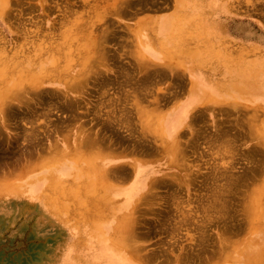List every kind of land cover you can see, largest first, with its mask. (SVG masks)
<instances>
[{
	"label": "rangeland",
	"instance_id": "obj_1",
	"mask_svg": "<svg viewBox=\"0 0 264 264\" xmlns=\"http://www.w3.org/2000/svg\"><path fill=\"white\" fill-rule=\"evenodd\" d=\"M214 4L212 19H223L215 48L254 59L250 50L259 47L260 55L264 0ZM177 11L176 0H0V264H93L127 213L134 221L113 249L130 264H264V233L250 259L246 248L264 231V96L215 94L176 122L195 84L222 90L229 82L211 55L197 56L204 70L183 69L180 60L204 36L195 26L191 42L168 53L164 44L174 40L163 21ZM173 61L178 68L167 65ZM39 67L49 71L32 85L25 78ZM24 87L37 91L32 104L19 101ZM161 123L171 125L166 136L177 137L183 155L163 154ZM106 161L125 177L113 184L93 177ZM52 171L64 183L55 203L43 199L52 189L27 194ZM143 175L154 176L151 186L131 198L117 193L135 189ZM76 176L101 182L87 193ZM111 185L117 201L100 203Z\"/></svg>",
	"mask_w": 264,
	"mask_h": 264
},
{
	"label": "bare ground",
	"instance_id": "obj_2",
	"mask_svg": "<svg viewBox=\"0 0 264 264\" xmlns=\"http://www.w3.org/2000/svg\"><path fill=\"white\" fill-rule=\"evenodd\" d=\"M176 7L178 8L177 15L176 16L173 15L172 17L171 16L166 17V18H164V21H163V24L165 26L169 27L171 30L170 31L171 38H172V41L174 40L171 45L175 46V48L170 47L171 45L167 44V42H166L164 44V46L167 48L168 53H170V54L175 53L176 54L175 50L181 49L184 46L183 44L186 43V45H187L189 42H191L190 39L192 38V34L188 28L195 26L194 28L197 29V32L199 31V33H202L204 36L202 37L201 44L196 48L195 51H194L193 47H190V54H189L190 57L187 59V62H189V64H187V62H185L186 60L184 62L180 60V62L182 63L181 65L184 67L183 69H189L191 72H195L198 70L199 71L204 70L205 65H203L201 63L200 64L195 63V61L198 60L197 56H200V54L203 56L211 55V58L212 57L218 58V61H216V63L214 62L213 65L218 67L219 70L226 71L227 78H229V82L227 84L223 85L225 87L219 88L222 90H218L216 87L217 85L215 83L214 84L213 83H208V84L202 83V84H198V85L195 84V87L193 89H191L192 91L190 93L189 100L186 102V104L184 106H182L181 110H178L177 112H175L174 116L177 117L176 122H178L180 119H182L183 115H187L190 112V110L192 108H194L198 103L205 102V101L207 102L209 100H212V98L215 99V98H217L216 95L219 98L220 96L232 95L230 93L233 92L234 94L244 95L245 97H249V98H256L257 96H259V97L264 96V84H263V82H264V51L261 52V54L259 55L257 52V49H260V48L259 47H253L250 51L252 53L255 52L256 57H254V59H252L248 55H246V53L243 54L242 56H239V57H236V56L232 57V56H230L231 53L227 51L230 49L226 48L227 50H225L224 49L225 47H219L218 49L215 48L214 42L217 41V39H214V38L216 35L219 36V34L221 33L219 31L220 27L218 24H220V22H223L222 21L223 19H222V17H221V19H219L220 17L215 18V19H217L216 21H214L212 19L213 18L212 17L213 16V10L217 7V5L214 4V0H211V4H209L207 6L203 0H176ZM221 7H223V6L221 5ZM195 13L198 14L197 16H200V19H197V16H195ZM247 35L251 36V33L248 32ZM54 50L58 51L59 49L55 48ZM54 52H56V51H54ZM222 54H225L226 57H224ZM50 59H51L52 65H53V69H55L54 65H57L58 60H56V59H58V57H53ZM167 65L170 68L174 69V68H178L177 65H180V64L179 63L177 64L173 61V62L167 63ZM216 67H214V68L216 69ZM39 69H40V71L34 73V75L31 74L29 76V74L27 73V77L25 79L30 78L28 81L30 84L38 85L40 83V77H41V76H39L40 72L41 71L42 72L49 71L48 69H45L44 67H39L38 70ZM30 70L33 71V69H29V71ZM90 71H92V70H90ZM90 71H88L87 73H82L83 78L85 77L84 78L85 81H88V79L90 81V79L92 77V76H90ZM94 71L97 73L98 76L100 75L99 71H97V70H94ZM256 71H258V72L255 73ZM56 78H60V77L59 76H50L49 80L51 82H56L55 81ZM260 78L262 79V84H258V83H260ZM77 83L78 84H74V82H71L68 85L69 90L73 89V87L74 88H81L82 87L83 84L81 83V80ZM29 89H31V87H24L23 91L21 90L22 92H20L19 96H18L19 101H23V99H21V97L23 96V97H25L24 99H26L25 101L26 102L28 101V104H32L31 96L36 95L37 91L36 90H29ZM39 96H41V99H43L42 94H40ZM141 110L144 111L145 106L143 108H141ZM254 119H255V117H253L252 120H250L248 123L251 129H253V127L255 126ZM173 124H175V122H173ZM166 125L168 128L167 130H169L171 132L172 131L171 125H168V123H166ZM144 127L149 128V126H147V127L144 126ZM112 128H113V126H112ZM145 128L143 130L142 129L141 130L145 131ZM165 128L166 127H163V124L159 128V130L161 131V135H160L161 137L160 138L162 139V141H165L162 143V145L164 146L163 154H168L170 159L172 157H178L180 155V153H181V155H183L182 154L183 152L179 151L180 152L179 153L177 151V147L178 146L180 147L179 140L175 136L172 138H168L166 136L167 130H165ZM216 131L219 135L220 131L218 129ZM83 141L86 142L85 139ZM89 141H91V140H89ZM180 150H181V148H180ZM148 153H149V151H148ZM144 158H146V157H144ZM88 160L90 162H95L92 158H89ZM88 166H89V164L87 165V167ZM93 166H95V165H93ZM103 168L104 169H102V170H99L96 168L97 171L94 170L92 172L93 177L96 176L100 180H101V177H104L108 181H111L113 178H115L116 180L114 179L111 181L112 184L116 181L118 182V179H123L125 177L122 166L119 167L118 165H108L107 161H106ZM143 169H147V168H143ZM55 170L58 171L59 169L57 168ZM63 170H65V168H62V171ZM54 171L50 172V175H47V178H43L40 180H34L35 182L32 183L33 186H29V190L27 191V194H32V193L37 192L38 190H43L45 188L46 189H52V190H54V192L52 194L46 195V196H44V198L43 197L42 198L45 199L46 204L55 203L56 198L54 197V193L59 192V191L62 192L63 188H64V186H63L64 183L60 182L61 179L58 178L59 177L58 174ZM90 171H92V170L89 169L88 172H90ZM153 177L151 178L148 175H143V180L141 179L142 181H140V184H138L136 187H134L135 189H133V190L124 189L123 192H122V189H120V192H117V193L118 194L124 193L128 198H131L132 196H135L136 194H138V192H135V191L136 190L138 191L139 188L141 189L142 187H144L142 189H146L149 186H151L152 182L154 181ZM98 178L91 180V182H92V185H91V183L89 181H85V182L79 181V179H82V177L76 176V185L86 186V184H89V186L86 188V192L91 193L88 190L93 188V187H97L101 182ZM148 178H149V180L146 181ZM47 179H48V181H45ZM157 182L159 183L160 181H158V179H157ZM41 184H43L42 189H41ZM44 184H46V186ZM114 187H118V186L111 185L108 188H106V187L103 188L102 195L100 196V198L98 197L100 203H104L106 201V203L108 205V204H111V203H114L117 201V198H116L117 193L110 191ZM0 191H2V188H0ZM122 194H120V195H122ZM79 196H82V199H85V196L82 193H79ZM58 198H60V197H58ZM32 202H34V201L32 200ZM259 207L260 206L254 205L252 207V211L256 212L257 210H255V209H259ZM259 213H261V211H259ZM252 219H253V217H251V219H249V220L255 221V218H254V220H252ZM133 221H134V217L132 216V214L127 213L126 217L115 228L116 232L119 234V236L114 239L112 246L110 244L109 245H105V244L100 245L99 244V248L91 256V262L93 264H130V262L123 255L121 256V254H120L121 252L118 251L119 249H117V248L113 249V248H115V244H119L120 242H122V238L124 235L123 233L125 231L126 224H127V226H130L133 223ZM259 223H260V221H259ZM256 224H257V222H256ZM234 228H236V227H234ZM253 231H256V230H253ZM263 233H264V231L262 232L259 229L255 233V234H257L258 238H253L250 240L251 242H248L246 248H252L253 249L252 253H250L248 256V259L251 258L250 256H254L256 254L257 248L261 247L260 243H258V242H259V240H261ZM121 234H123V235L120 236Z\"/></svg>",
	"mask_w": 264,
	"mask_h": 264
}]
</instances>
